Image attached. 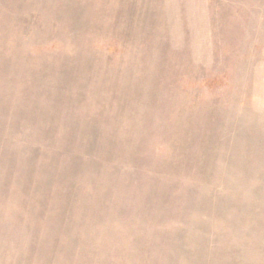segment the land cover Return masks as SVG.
Returning a JSON list of instances; mask_svg holds the SVG:
<instances>
[{"label":"rangeland","instance_id":"374dc122","mask_svg":"<svg viewBox=\"0 0 264 264\" xmlns=\"http://www.w3.org/2000/svg\"><path fill=\"white\" fill-rule=\"evenodd\" d=\"M0 264H264V0H0Z\"/></svg>","mask_w":264,"mask_h":264}]
</instances>
